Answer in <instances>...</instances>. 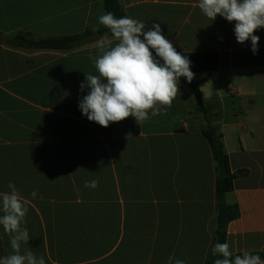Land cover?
Listing matches in <instances>:
<instances>
[{"label": "crops", "instance_id": "0c3cea01", "mask_svg": "<svg viewBox=\"0 0 264 264\" xmlns=\"http://www.w3.org/2000/svg\"><path fill=\"white\" fill-rule=\"evenodd\" d=\"M120 3L146 31L159 23L181 52L219 54L218 70L194 80L206 106L218 101L212 125L232 173L244 172L225 196L239 212L226 242L234 255L264 254V28L253 54L250 40L236 41L235 22L210 21L198 0ZM104 13L103 0H0V193L12 182L28 200L29 246L46 264H167L173 254L205 264L216 165L198 109L177 94L141 125L129 116L102 127L79 109L85 73L97 74L89 55L99 54V38L70 51L34 48L96 33ZM18 36L29 43L15 46ZM91 180L97 188L84 187ZM11 251L0 226V257Z\"/></svg>", "mask_w": 264, "mask_h": 264}, {"label": "clouds", "instance_id": "9594fccd", "mask_svg": "<svg viewBox=\"0 0 264 264\" xmlns=\"http://www.w3.org/2000/svg\"><path fill=\"white\" fill-rule=\"evenodd\" d=\"M201 12L214 21L219 15L235 22L236 41H251L253 54L258 51L259 36L254 33L264 28V0H198ZM98 21L108 29L96 42L98 55H89L97 74L85 73L80 84L88 94L79 102V109L89 121L107 128L129 116L142 124L159 113L161 106L171 107L180 93V79L188 83L194 79L191 61L179 53L162 35L159 23L145 31L144 22L129 16L117 18L108 12ZM110 33V35H109ZM98 180L85 181L84 187L95 189ZM9 191L0 193V226L9 237L11 253L0 257V264H46L29 246L30 233L26 227L28 200L16 185L9 182ZM37 198L36 190L30 193ZM43 199V196L39 197ZM212 255L219 256L214 264H264L260 255L244 252L234 255L227 242L216 243ZM167 264H186L184 259L170 255Z\"/></svg>", "mask_w": 264, "mask_h": 264}, {"label": "trees", "instance_id": "16d2710c", "mask_svg": "<svg viewBox=\"0 0 264 264\" xmlns=\"http://www.w3.org/2000/svg\"><path fill=\"white\" fill-rule=\"evenodd\" d=\"M103 4L105 13L112 12L117 18L126 16L120 0H103ZM105 33H108V29L103 27L96 33L87 31L81 35L38 40L34 41L33 45L35 49L44 51H70L85 45L92 38H100ZM28 43L29 41L25 40V36H18L13 42L15 46H22ZM176 50L182 55L187 56L191 61V71L194 74L212 73L218 70L220 56L216 52L186 53L181 52L178 49ZM180 82H182L192 92L197 102V109L203 114L207 123V127L202 134L210 146L213 160L216 165L217 217L213 232L212 245L205 263L214 264L216 259L222 257L212 255L213 246L216 243L226 242L227 227L229 223L235 220L239 215L236 207L226 205L225 196L233 190L234 179L238 175L244 174V172L239 171L237 173H232L229 164V156L222 141V134L218 133L217 129L212 125L214 109L218 106V101L214 100L210 105L206 106L200 92V85L195 82L194 79L191 83H188L186 78L181 77ZM254 254L260 255L261 259H264L263 253Z\"/></svg>", "mask_w": 264, "mask_h": 264}, {"label": "rangeland", "instance_id": "374dc122", "mask_svg": "<svg viewBox=\"0 0 264 264\" xmlns=\"http://www.w3.org/2000/svg\"><path fill=\"white\" fill-rule=\"evenodd\" d=\"M104 14H106V13H104ZM104 27V26H103ZM102 27V28H103ZM204 76V73H200L196 78L197 79H199V78H201V77H203ZM196 81V80H195ZM179 87H180V90H183V94L180 92V93H178V95L180 96V100L182 101V102H191V104L193 105V107H192V109H193V111H197V102H196V100H195V98H194V96H193V94H192V92L182 83V82H180V85H179ZM207 103H209L210 104V102L208 101ZM207 105V104H206ZM231 105H233V104H231ZM232 107V106H231ZM200 115H201V117L203 118V114L202 113H199Z\"/></svg>", "mask_w": 264, "mask_h": 264}]
</instances>
